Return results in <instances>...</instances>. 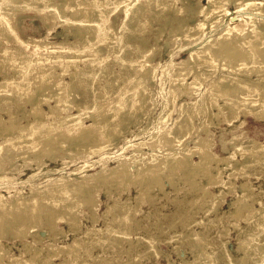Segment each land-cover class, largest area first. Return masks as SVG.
<instances>
[{"label": "rangeland", "instance_id": "374dc122", "mask_svg": "<svg viewBox=\"0 0 264 264\" xmlns=\"http://www.w3.org/2000/svg\"><path fill=\"white\" fill-rule=\"evenodd\" d=\"M35 1L38 3L23 2L14 7L13 11L3 10L0 12V22L3 27L0 28V71L8 66V63L11 64L10 57H14L17 52L23 53L30 60L19 61L20 70L14 77V85H30L31 89L36 88L40 80H48L55 73L73 69V64L68 62L66 57H63L58 60H49L47 68L50 72H37L36 68L39 65L31 61L33 54L37 51L36 49H45L44 46L42 47L44 43L60 42L65 38L74 40L75 37L73 26L68 25V22L71 21L69 15L71 11L47 7V0ZM56 1L58 0H53V2ZM144 1L118 0L112 6L106 7V15L104 12V16L100 18L99 22L91 23V29L97 28L100 31V39L91 43V45L101 49H99V55L103 58V61L96 68L105 67L106 71L104 73L97 71L96 78L87 82L89 88L85 92L87 94L86 101L92 102L87 105L88 108L91 107L92 109L85 108L80 118L86 126V124L91 123L89 115L96 114L97 110L101 114L100 108V110L105 111L99 120V122L106 120V122H102L103 124L106 123L105 129L100 131L98 135L101 140H98L99 143L103 142L101 145L98 144L103 146L102 149L87 158L86 155L88 156L89 150L92 149L91 143L85 142L86 145L82 144L84 147L73 149L74 147L71 145L74 135L71 137V134L69 135L64 127L47 126L42 128L43 132L42 130H38V132L35 129L37 131H35V137L24 138L23 140L12 139L13 143L11 142V144L6 143L0 137V147L10 146L8 151L0 156V161L3 159L2 167L0 166V177L5 175L12 178V181H3L4 179L0 181V195L4 202L11 204L13 202L12 196L16 192L24 201L20 213H17L15 208L10 209L13 216H24L23 220L15 221L12 228H9V219L6 217L5 223L0 226V264H8L13 259L15 260L14 264H26L27 259H31V257L34 258L35 264H44L43 261L49 252L48 246H51L50 248L54 251L60 249L58 255L49 260L51 264H251L250 262L254 257L262 254L264 249V204H262L264 202V153L258 155L253 151L257 148V142H264V117L261 120L255 119L251 114L245 117L244 109H240L236 117L230 103H225L222 97L215 94L211 97L210 93L206 91L210 79L200 85H185L194 79L191 72L190 75L184 76L183 83L185 82V84L180 87L182 90L184 87L183 91L186 87V93L184 92V94L178 87L179 90L176 91V95L178 92L179 94L174 101H171L169 89L172 85L170 80L172 71L167 69L168 72H166L163 68L167 65L173 66V62H181L190 55L192 50H197L202 45L207 44L208 40L216 42L224 27L237 17L253 15L256 18L257 28L263 29L264 23L261 21L264 19V15L253 13L247 10L248 8L236 12V2L241 0H226L227 5L225 6L228 13L223 14L224 10L221 9L223 22L216 27H212L210 22H205L202 38L193 41V38H187L185 31L188 27H195L194 25L203 19L199 10L208 6V0H166V7L164 6L163 10L157 7L156 0L154 2L153 0ZM75 2L78 3L75 9L79 13L78 6L82 5L81 1ZM137 3L145 8L142 12L144 18H142L140 30H133L132 32L130 29L124 28V24L127 12L132 7H136ZM35 8L41 10V14L44 13V19L32 11ZM61 13L63 15L59 18L58 15ZM178 18L185 20L182 27H178ZM78 20L82 23L81 19ZM132 21L135 23L136 18H133ZM85 24L86 26L89 25L85 22L84 26ZM86 29L80 27L81 31ZM249 31L240 35L239 38H250L252 31H250L251 33ZM67 32L70 33L65 37ZM170 32L175 36H172ZM90 37L91 34H88L87 38ZM35 39L39 41L36 46H33L30 41ZM259 40L261 41L262 38ZM260 44L261 46L264 45V38ZM170 45L173 47L171 48ZM110 46L115 47V49L109 51L108 47ZM125 46L128 47L124 52L125 58L117 62L115 60L116 52L121 53V47ZM143 49H148L151 56L153 54V58L151 57L152 59L148 63L151 68H154L152 76L140 84L135 81L136 79H132L130 82L133 83L128 81V85L125 86L127 84L125 81L128 76L134 75L133 71L138 68L137 65L142 62L145 63L143 59H139L133 64L130 62L131 57L135 61L138 60ZM218 60L216 73L213 77L229 73L228 70L220 69L222 68L220 66L222 61L219 58ZM197 62L200 63V66L196 70L201 72L210 70L204 55H200ZM39 64L41 65V63ZM13 73V70L8 71L11 77ZM235 76L244 77L243 75ZM62 77L69 79L67 75H62ZM213 77L212 79H214ZM250 77L251 79L257 78L255 75ZM2 79L0 72V81ZM134 85L137 86V93L142 90L141 93L143 94L139 93L138 97H129L126 100L127 103L119 106L118 101L122 95V89L127 86L131 88ZM45 91L44 95L50 94V90ZM11 92L10 97H5L2 90L0 91V109L12 106L11 110L21 116L25 113V109L30 107L28 97L32 96L33 93L25 91L19 99L17 89L11 90ZM126 97L128 96L126 95ZM65 99L70 102L73 100L70 95ZM196 99L200 101L198 106L200 104L202 106H197L200 109L196 112L197 114L193 113L191 116L190 113H185L183 118L176 122L181 110L180 104L189 100L197 101ZM211 99L214 102H211ZM133 102L136 103L134 107ZM216 104L220 105V110ZM49 105L54 106L55 100L52 99L51 104H43V110L48 113L50 112ZM188 105L184 104L183 108L191 110L192 107ZM71 112L77 113L78 108L73 107ZM110 113L113 115L111 114V116ZM0 115L5 119L8 118L3 110H0ZM107 117L112 118L110 122L107 121ZM51 119L50 116L47 120ZM20 123L25 126L27 118L22 119ZM174 123L177 126L174 127ZM116 124L119 125L120 132L114 139V144L107 145L111 141L109 133L114 130L112 127ZM110 129L113 130L109 131ZM59 130L61 135L58 133ZM173 130L175 132L177 130L176 134ZM55 133L58 134V137ZM156 134H160L161 138H164L163 140H166L168 136H171L172 139L168 137V140L163 142L164 144L161 143L162 147L159 145V148L153 149L148 146V143L146 145V142H150ZM63 136L64 139H62ZM69 136L70 142L68 141ZM170 139L172 143L168 146ZM50 140L53 141L52 144ZM66 142L71 148L65 144ZM135 142H144L141 150L144 149L143 151L146 153L152 151L156 156L143 157L142 159L140 157L133 158L134 160L132 159L131 164H129V174L132 173L131 175H113L108 180L105 179L106 181L97 179L100 181H93L94 183L91 181L92 177L83 178L84 174H92L102 169L104 173H108V168L116 165V157L137 153V149H128L123 154L121 153L123 146ZM165 142L167 143L165 144ZM46 145L48 148L52 147L48 150L49 152L52 150L50 156ZM166 146L168 147L166 148ZM165 148L166 150H163ZM95 149L98 150V148ZM19 151H22L21 153L24 155L19 154ZM202 152L206 154L200 156ZM81 153L83 154L81 155ZM105 158L107 159L105 160ZM199 158L201 159L199 160ZM139 159L145 162L149 161L151 167L148 171L150 169L152 171L149 173L147 171L148 174L145 173V177L137 178ZM81 164H90V166L79 170V173L74 172L76 166H81ZM158 164L160 168L162 167L161 169ZM184 169L186 170L183 172ZM61 175L66 176L70 183L73 182L72 184L82 180L88 182V190L84 193V197L91 193L94 197L96 196V203L99 202L97 205L100 204L95 206L93 211H90L92 208L84 203V200L77 201L70 195L58 196L59 202L67 203V206L79 215L78 229H72L70 222L65 219H55L51 213L47 214L51 202L54 203L52 205L56 213L60 216L63 214L61 206L55 204L56 200L45 201L48 194L44 193L38 196L40 203L37 202L35 205L32 203L31 190L33 187L42 189L48 178ZM213 178L227 182L224 185L214 183L212 182ZM242 184L250 189L247 192L251 197L244 201L245 207L244 205L240 206L239 214H234L231 212L236 211L238 196L243 193ZM75 190L72 189L74 192ZM202 190H207L209 197L204 195ZM97 191L99 192L97 193ZM109 206L112 208L111 210H109ZM23 228L27 229L24 235L21 234Z\"/></svg>", "mask_w": 264, "mask_h": 264}, {"label": "bare ground", "instance_id": "6f19581e", "mask_svg": "<svg viewBox=\"0 0 264 264\" xmlns=\"http://www.w3.org/2000/svg\"><path fill=\"white\" fill-rule=\"evenodd\" d=\"M75 1H81V4L82 5L78 6L79 13L75 9L76 6L78 5V3H76ZM117 1L118 0H58L56 2H53V0H47V2H46L47 7H55L57 10H61V11H66V10L71 11V14H69L71 21L68 22L69 23L68 25H72L73 26V28H74L73 34L75 35V37H74V40H69L68 38H65V39H63L60 42H48V43H44L42 45V47L44 46L43 48H45V49H36L37 51L33 54L31 61L33 63H37L39 65L36 68L37 69V72L43 73V72H50V70H48V68H47L50 59L51 60L52 59L53 60H58V59H62L63 57H66L68 59V62H70V63L73 64V69H70L68 71L67 70H62L61 73L60 72L59 73H55L50 78L48 77L49 78L48 80H44L43 79V80H40V82L38 81L39 83L37 84L36 88H34V89L33 88L31 89L30 88V85L29 86L28 85L27 86H15L14 85V83H15L14 82V77L16 76V74L20 70L19 61H26V59H28V58L26 57V55H23V53H21V52H17L16 55L14 57H12V58L10 57L11 64L9 65V63H8V66H6V67H4L5 66V64H4V66H3L4 69H2L3 68L2 67L1 68L2 71H0L2 73V78H3L0 81V91L2 90V92L4 93L3 95L5 97H10L12 95L11 90L14 91L16 89H17V93H18V98L19 99L22 97V93L25 92V91H30V93L31 94L33 93L34 96L32 95V96H29L28 97V99H29L28 100V104H29L30 107L29 108H26L25 109V113L23 115H21V116L18 113H16L15 111L13 112L11 110L12 109V106L6 107V108H1L0 109V110L5 111V113L8 116V118L5 119V118H3L0 115V137L6 143H8V144L10 143L11 144L12 139H19V140L22 139L23 140L24 138H27L28 139V138H31L33 136L35 137L34 134L38 130L41 131L43 127L45 128L47 126H54V127H64V128H66L65 131L69 135L71 134V137H72V135H74V138L72 139L73 140L72 141V145L73 146L71 145V147H74L73 149H76V148L77 149H80V148L84 147L82 144H85V142L86 143L87 142L91 143L90 146H92L91 148L93 150L92 149L89 150L88 156L86 155L87 158L91 154H96L100 149L103 148V146H100L101 143L103 144V142H100L99 143L98 140H100V138H98V135H99L100 131H103V129H105L104 127L106 125V123H104V124L102 123V122H106V120H104L102 122H99V120L102 118L101 116L103 115L102 113H103L104 110L102 111V110H100L101 109L100 108L99 111L102 112V113L100 112L101 114H99L98 113V110H97V113L96 114L89 115L88 117L91 120V123L88 124V125L86 124V126H85V124L83 123V120H81L80 117L84 113L83 110L85 108L86 109L88 108L87 105H89V104L92 103V102L90 103L88 100L86 101L87 94L85 92H87V90L89 88L87 82L90 79H95L96 78V76L98 75V72L97 71H102L103 73L106 71V68L105 67H102L101 69H97L96 68L103 61V58L99 55L101 49L98 48V47H95V45H91V43H94L95 41H98L100 39V31L97 28L91 29L90 28L91 27V23L99 22L100 21V18L102 16H104L103 13L106 11L105 10L106 7L112 6ZM23 2L30 3V4H37L38 3L35 0H0V12L3 11V10L4 11L5 10L6 11L7 10H12L13 11L14 7H17L20 3H23ZM153 2H154V0H153ZM156 2H157V4H156L157 7L158 8H161L163 10V8L165 6L166 0H156ZM144 3H145V1H144ZM207 3H208V6L202 7L199 10V13H200V15L203 16V19L200 20L199 22H197L194 25L195 27H188L186 29V31H185V34H186L187 38H193L192 39L193 41H196V40H199V39L202 38V35H203V27H205L204 26L205 25V22H210V24H211L212 27L219 26L223 22V20H222L223 19V17H222L223 15L221 13V9L224 10V13L223 14L228 13V9L225 6V5H227L226 0H208ZM137 4L138 5L136 7H132V9L129 12H127V14H126V21H125V24H124V28H128V30L130 29V31H132V32H133V30L134 31L140 30L141 25H142V22H143V19L142 18H144V15L142 14V12H143V10L145 8H144L143 5H141L139 3H137ZM235 7H236V12H241L245 8L246 9L248 8L247 10L252 11L253 13H257V14L264 15V1L241 0V1H237L236 2V6ZM32 11H34V12L38 13L39 15H41L39 17H41L42 19L45 18V16L43 15L44 13L41 14V10H39V9L37 10V8H35L34 10L32 9ZM157 11H158V9H157ZM38 14H37V16H38ZM62 15H63V13H61L60 15H58L59 18H61ZM105 15H106V12H105ZM133 18H136V22L134 21L135 23H133V21H132ZM78 19H81L82 23L79 22L80 20H78ZM184 21H185L184 19H179L178 18V27H182ZM85 22L86 23H89V25H87V26L85 24L86 27L84 26V23ZM261 22L264 23V19H262ZM263 23H261V24L263 25ZM161 25H162V23H161ZM81 26L84 27L85 29L86 28H89V29L88 30L86 29L84 31H81L80 30V27ZM0 28H3L2 25H1V22H0ZM249 30L252 31V36L250 35L251 36L250 38L249 37H246L247 39L246 38L245 39L244 38L243 39H240L239 38L240 35L246 33V31H249ZM70 32L65 33V37H67ZM172 32H170L171 35L172 36H175V35L172 34ZM177 33H175V34H177ZM88 34H91V37L90 38H87V35ZM178 35H180V34H178ZM259 37L262 38V40H263V38H264V28L263 29L257 28V26H256V18L253 17V15H250L249 14V15H245L244 17H237L233 22L231 21L229 23V25H226L224 27V29L220 32L219 39H217L216 42H213V41L211 42V40H208L207 41L208 42L207 44L202 45L197 50H192L191 53H190V55H188V57H186L185 59H183L181 62H179V63H174L173 62V64L175 66L173 64L172 65L174 67L171 66V65L165 66L163 68V70H165L166 72H168L167 69L168 70L171 69V71H172V77L170 79L171 82H172V85H171V87L169 86L170 87L169 92L171 94V99H172L171 101H174V99L177 98L176 96L179 94V92H178V94L176 95V91L179 90L177 88L178 87L180 88L182 85L185 84V82L183 83L184 76H186L187 74H189L191 72V74L193 73L194 79H193V81L188 82L185 85H192V84H199L200 85L204 81L210 79L211 81L209 82V84H208V86L206 88V91H208L210 93V96L211 97H213V95L215 94V95H218V96L222 97V99H224V102L225 103H230V105H231V107L233 109V112L235 113V116L236 117L238 115L237 114L238 111H240V109H244V111H245V113H244L245 114V117L247 115H250L251 114L255 119L261 120L262 117H264V47H262L264 45L261 46L260 43L262 42V40L260 41L259 40L260 39ZM192 40H191V42H192ZM38 41L39 40H36L35 39L33 41H30V42H31V45L36 46V43ZM119 41H121V40H119ZM187 41H189V40H187ZM172 42H170V43H172ZM142 43L144 44V41H142ZM173 43H175V42H173ZM173 43H172V45H174ZM172 45H170L171 48L173 47ZM36 48H38V47H36ZM127 48H128L127 46L121 47V53L116 52L117 55H116V59L115 60L117 62H119L120 59L125 58L124 57V55H125L124 52H125V50ZM108 49H109V51H112V50L115 49V47L110 46V47H108ZM155 54H156V52H155ZM200 55H204L205 62H208L209 66H210V70H207V71H204V72L203 71L201 72V71L196 70L200 66V63L197 62V60L199 59ZM151 57L153 58V54L151 56V54L148 51V49H143L142 52H141V56H139L138 60H136V61L133 60V58L131 57L130 62L132 64L134 62L136 63L137 61H139V59L145 60V63H143L141 61L142 63H140L139 65H137L138 68L137 69H134L135 70V71H133L134 75L128 76V78L125 81V83H127L128 81L129 82L132 81V79H136L135 81L137 83H139V84L141 82H144L145 79L147 81V78H150L152 76L153 69H154V68H151L149 66V64H148L149 63V60L152 59ZM218 58L221 59V61H222L221 62V65H220V66H222V68H220V69L228 70L229 73H223L220 76L213 77V76H215V73H216V62L218 64V61H219ZM28 60H30V58ZM39 63H41V65ZM152 67H154V66H152ZM169 67H171V68H169ZM9 70H13V72H14L12 77L10 76V74H8V71ZM233 74H235V75H243L244 77L243 78H238L237 76H235ZM62 75H67L69 79L68 80L67 79H64L62 77ZM251 75H255V76H257V78L251 79V77H250ZM163 76H165L164 73H163ZM212 77L214 79H212ZM160 79H161V77H160ZM130 83H133V82H130ZM48 85H49V87H48ZM126 85H128V83L125 84V86ZM125 86H123V87H125ZM138 89L140 90V88H138ZM45 90H48V91L50 90V94L49 95H44L46 93ZM183 90H184V87H183ZM193 90H195V89L193 88ZM44 91H45V93H44ZM122 91H121L122 92L121 93L122 95L120 96V99L118 98L119 99V101H118L119 106L120 105H123L124 103H127L126 102L127 98H129V97H135V96L138 97L139 96V93L140 94H143V93H141L142 90L139 91V93H137L138 90H137V86H135V85H134V87H131V88L127 86L126 88H123ZM185 91H187L186 90V87H185ZM185 91H183V93ZM146 92H148V91H146ZM69 95L73 99V100H71V102L74 101V103H71L69 100L65 99ZM116 95L118 96V94H116ZM126 95L128 97H126ZM145 95H147V94H145ZM64 96H66V97L64 98ZM80 98H81V100H80ZM52 99L55 100V105L54 106L49 105L50 106V108H49L50 109V112L48 113V112H46V111L43 110V107L42 106H43V104H51ZM212 101L214 102L213 99H211V102ZM86 102H87V104H86ZM199 102L200 101H198V100L197 101H190L189 100V101H185L184 103H181L180 104V107H179V108H181V110H180V113H179L178 118L176 119V122H177L178 119H182L185 113H190L191 116H192L193 113L198 112L200 110V109H198V107L201 105L200 104L198 106V103ZM112 103H113V101H112ZM184 104H189L192 107V109H191L192 111L191 110H188V109H184L183 108V105ZM135 105H136V103L133 102V107ZM211 105H212V103H211ZM216 106H217V108L219 110L221 109V107H220L219 104H216ZM73 107H75V108L77 107L78 108V112L77 113L71 112V109ZM114 107H117V106H114ZM200 107H202V106H200ZM110 108H111V106H110ZM89 109H92V108L89 107L88 110ZM182 109H184V110H182ZM185 110H188V111L186 112ZM110 111H111V109H110ZM112 113H110V115ZM108 114H106V115H108ZM50 116L52 117V119L51 120H47ZM104 116H103V118H104ZM24 118H27V124L25 126H23L20 123L21 120L24 119ZM82 119H84V118H82ZM105 119H106V116H105ZM111 119L112 118H108L107 121L110 122ZM122 123H124V122H122ZM242 123H244V121H242ZM38 126H40V127H38ZM173 126L175 127V126H177V124L174 123ZM112 128L114 130L113 129H110L109 130V131L113 130V131H111L109 133L110 134L109 136L111 137V141L108 142L107 145L114 144V141H115L114 139L117 137V135L120 132L119 125L116 124ZM201 128H202V126H201ZM169 129H170V127H169ZM160 130H161V128H160ZM199 130H200V128H199ZM163 131H162V133H164ZM42 132H43V130H42ZM45 132H47V131H45ZM168 132H170V131H168ZM176 132H177V130H176ZM176 132L174 131L175 134H176ZM195 132H197V131H195ZM58 133H59V135H61L60 130H59ZM174 133H173V135H174ZM160 134H156L150 142H146V145L148 143V146L152 147L153 149L159 148L158 146L160 145L162 147L163 145H161V143H163L164 141L168 140V137L171 138V136H168V137H166L167 138L166 140H163L164 138H161ZM15 135H16V137H14ZM57 135L58 134H56V137H58ZM165 135H166V133H165ZM51 136H52V134H51ZM64 136H65V134H64ZM64 136H63L62 139H64ZM77 136H78V138H76ZM10 137H12V138H10ZM54 137H52V138H54ZM68 138H69L68 139V141H69L71 138H70V136ZM179 138H180V136H179ZM65 139H66V137H65ZM35 140H36V138H35ZM170 140H169L170 143L168 144V146L172 143V140L171 141ZM50 141H48V142H50ZM56 141L59 142V140H56ZM82 141H84V143H82ZM102 141H103V139H102ZM52 142L53 141H51V144H52ZM63 142H64V140H63ZM67 142L65 144H67ZM174 142H176V141H174ZM61 143H62V141H61ZM166 143L167 142H165V144ZM51 144L49 143V145H51ZM98 144H100V145H98ZM143 144H144V142H135V143H130V144H127V145L123 146V148L121 150V153L122 154H123L124 151H126L128 149L129 150L130 149H137L138 152L136 150L137 153H135V154L132 153V155L130 154V156H124V155L118 156V155H116V156H118V157L115 158L116 165L113 166V167H111V168H108V173H104V171L102 169L101 171L95 172V173H92V174H86V175L84 174L83 178L84 177H87V178L88 177H92L93 179L91 180V178H90V180L93 182V181H96L97 179H102V180L103 179L104 180L107 179L108 180V178L113 177V175H118V174H126L127 175V174H129L130 173L129 172V167H130L129 164H131L130 161H132L133 158L136 159L135 157H137V158L140 157L142 159L143 157L148 158V157L156 156L155 153L152 152V151H151V153L150 152L149 153H146V152L143 151L144 149L141 150L142 149L141 147H142ZM41 145L39 146L40 148L42 147ZM67 145H69V144H67ZM146 145H144V146H146ZM56 146H54V147H56ZM168 146H166V148ZM9 147L8 146H5V147L2 146V147H0V156H2L3 153H6V151H8V148ZM46 147H47V145H46ZM71 147L69 145V148H71ZM164 147H165V145H164ZM40 148H38V149H40ZM95 148H98V150H96ZM166 148L163 149V150H166ZM194 148H196V147L194 146ZM43 149H45V148H43ZM50 149H52V147H49L47 149V152L49 153L48 154L49 156H50V154L52 152V150H51V152L48 151ZM89 149H90V147H89ZM150 149L151 148H149V150ZM209 149H206V150H209ZM82 150H84V149H82ZM21 152L19 151V154ZM24 152H25V150H24ZM44 152H46V151H44ZM204 152H202L200 156H204L207 153V151H206V153H204ZM195 153H197V152H195ZM253 153L258 154V155H260L261 153H264V142H261V143L260 142H257V148L253 151ZM21 154H23V153H21ZM82 154L83 153H81V155ZM175 154H177V153H175ZM180 154H183V153H180ZM209 155H210V153H209ZM157 156H159V155H157ZM263 156H264V154H263ZM256 158H257V156L255 157V159ZM106 159L107 158H105V160ZM128 159H130V160H128ZM141 159H139V162L137 163V169H138L137 178H139L141 176L145 177L144 176L145 173L148 174L150 171H152L151 169H150V171H148V169L151 167L150 162L149 161H146L145 162V161H143ZM161 159H163V158H161ZM176 159H179V158H176ZM200 159L201 158H199V160ZM40 160L41 159H39V161ZM158 160H160V159H158ZM2 161H3V159L0 161V166L1 167H2ZM182 162H184V161L182 160ZM187 162H189V161L187 160ZM187 162H186V164H187ZM214 162H216V161H214ZM157 163H155V164H157ZM175 163H176V161H175ZM198 164H196V165H198ZM88 166H90V164H83V165L81 164V166H78V167L76 166V168L74 169V172H78L79 170H81L83 168H87ZM187 166H188V164H187ZM15 167H16V165H15ZM158 167L160 168V165ZM182 167L184 168V166H182ZM155 168H157L156 165H155ZM14 170H16V169H14ZM157 170L159 171V169H157ZM185 170L186 169H184L183 172ZM199 170L200 171H203L201 169H199ZM205 170L207 171V169H205ZM147 171H148V173H147ZM194 171H195V169H194ZM137 173L135 172V174H137ZM131 174H129V175H131ZM158 174H161V173H158ZM169 175H171V174H169ZM2 179H4L3 181H5V180L6 181L7 180H11L12 181V178L11 177H7L5 175H2L0 177V181ZM122 179H123V177H122ZM157 180H156V182H157ZM69 181L70 180H68L66 178V176H64V175L57 176V177H50V178L47 179V183L44 185V188L43 187H42V189L39 188V187H33L32 188V190H31L32 191L31 192L32 198L31 199H32L33 205H35V204H37V202H39L38 196L43 195L44 193H46V195L48 194V197H47L48 199L46 198L45 201L56 200V203L55 204L61 206L63 214L60 216V214L56 213V211H55V209H54V207L52 205V204H54L53 202H51L52 204L50 203L51 206L47 210L48 211L47 214H50L51 213L52 216L55 217V219H57V218L65 219L66 221L70 222L72 229H76L78 227V223H79V220H80L79 219V215L78 214H75L73 212V210L67 206V203L59 202L58 201V196L59 195H62V194L65 195V196L66 195L67 196L70 195L74 199L76 198L77 201L84 200V203H86L89 207L92 208V210H91L86 205L90 209V211H93L94 207L95 206H99L100 204L97 205L99 202L96 203L97 202V200H95V197L96 196L94 197L91 193L89 194V196L84 197V193L88 190V186H87V183L88 182L86 183V182H84L82 180L79 183L72 184L73 182L70 183ZM97 181H100V180H97ZM154 181H155V179H154ZM212 182H214V183H220V184H223L224 185V184H226L227 181L224 182V181L220 180L219 178H216ZM246 184H248V183H246ZM242 185H243V188H242L243 193L240 196H238V201H237V204H236V211H233L231 213L239 214V208H240V206L241 205H244V207H245L246 204H244V201L248 197H251L248 194V192H247L250 189H248L244 184H242ZM72 189H76L75 192L72 191ZM98 192L99 191H97V193ZM203 192H204V195H207L209 193V192L207 193V190L206 191H203ZM44 197H46V196H44ZM207 197H209V196L207 195ZM12 201L13 202L11 204L10 203H6V202L3 201V198L0 195V226H3V224L5 223L6 217H8V219H9V228H12L13 223L15 221H20V220L22 221L23 218H24V216H20V215L13 216L12 215V212L10 210L11 208H15V211H17V213H20V210L24 206L23 205L24 204V201H22V199L20 198V196L18 194H16V192H15V195L12 196ZM29 203H31V202H29ZM57 203H60V204H57ZM262 204H264V202H262ZM108 208H110V206ZM111 209L112 208H110L109 210H111ZM108 211H106V212H108ZM92 213H94V212H92ZM57 214H58V216H56ZM235 216H238V215H235ZM93 218H95V217H93ZM0 230H1V228H0ZM26 230L27 229H24L23 228V231L21 232V234L22 235L26 234ZM50 247L51 246H48L49 252L47 254V257H45V259L43 261L44 264H51V261H49V260L52 257L57 256L58 255L57 253L60 250V249H58L57 251H54ZM261 248H263V247H261ZM26 249H28V248H26ZM244 262H245V260H244ZM14 263H15V260L13 259V260H10V263H8V264H14ZM250 263L251 264H264V249L262 250V254L261 255H257L256 257H254L251 260ZM5 264H7V263H5ZM26 264H35L34 258H32V257H31V259L28 258Z\"/></svg>", "mask_w": 264, "mask_h": 264}]
</instances>
